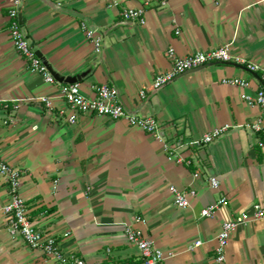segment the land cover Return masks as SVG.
I'll return each mask as SVG.
<instances>
[{
    "label": "crops",
    "instance_id": "1",
    "mask_svg": "<svg viewBox=\"0 0 264 264\" xmlns=\"http://www.w3.org/2000/svg\"><path fill=\"white\" fill-rule=\"evenodd\" d=\"M11 6L12 0H0V157L22 171L20 192L31 221L67 255L88 263L143 264L125 235L134 226L165 253L163 264H216L223 223L264 205V148L257 144L264 111L242 98L263 86L264 0H168L163 7L158 0L24 1L28 37L58 77L81 76L76 83L87 98L103 84L116 87L128 112L154 117L168 142L184 144L180 152L190 164L169 161L154 135L124 119L81 114L71 123L61 82L47 84L15 50ZM129 8H143L145 23L125 20ZM83 22L102 37L99 55ZM222 46L245 63L208 65L151 89L155 76L170 68L169 49L186 57ZM248 63L259 70L249 71ZM230 78L249 85L223 82ZM226 125L211 144L190 145ZM171 186L187 194V209L174 205ZM222 198L226 204L202 217ZM9 200L0 175V208ZM225 255V264H264V220L233 231ZM53 263L12 236L0 211V264Z\"/></svg>",
    "mask_w": 264,
    "mask_h": 264
},
{
    "label": "built area",
    "instance_id": "2",
    "mask_svg": "<svg viewBox=\"0 0 264 264\" xmlns=\"http://www.w3.org/2000/svg\"><path fill=\"white\" fill-rule=\"evenodd\" d=\"M161 7L167 5L168 0H158ZM23 0H12V6L9 8L7 18L9 21L8 32L10 40L13 43L15 50L24 58L29 70L38 73L47 84L55 85L57 83L54 76L50 73L48 67L44 64L41 58L37 55L33 46L29 43L28 37L25 34L23 25L20 22V6ZM145 10L139 9H125L122 16L127 21L145 23ZM81 28L86 38L91 42L94 52L100 54L102 52V37L95 29L90 28L85 22L81 24ZM180 34V31H177ZM168 58L170 59V68L164 73L155 76L151 89H160L179 76L195 71L212 64H228L232 62L245 63L240 59H236L230 52L228 46H222L207 51H195L186 57L177 56L174 49H169ZM247 68L251 72H257L259 67L253 63H248ZM263 86L259 88L256 95L251 97L247 94L242 95V98L250 104L257 105L264 111V74L261 76ZM225 84L247 88L248 82L244 79L230 78L223 81ZM61 96L66 100L72 114L69 116L71 123H76L81 114L104 116L112 120L124 119L129 126L142 130L148 134H152L161 143L166 152L169 161L177 164L188 163L184 155L180 152V148L184 145L171 144L162 135L160 124L154 117H140L127 111L124 105L119 100V91L116 87L109 84H103L96 89V95L93 98H87L82 95L80 91V83L74 84H58ZM144 97L145 91L141 92ZM40 100L51 106V100L46 97ZM230 129L228 125L214 129L206 133L202 139L192 141L190 145L204 146L209 145L225 132ZM253 130L259 132L261 130L259 124L253 125ZM260 148H264V138L257 141ZM0 175L8 184L10 191V200L7 204L0 208L4 215V222L9 228L10 233L14 237H21L26 245L31 249L41 250L54 263L53 264H100L88 263L83 258L69 256L60 248L57 240L46 233L40 226L35 225L30 217L29 210L26 205L20 190L22 185V171L11 166L2 157H0ZM210 184L213 188L219 187V181L216 178H211ZM171 193L173 195L174 205L179 209H187L189 202L187 194L179 191L176 187L171 186ZM192 195L195 193L192 191ZM227 203L226 198H222L219 202L205 207L201 215L202 217H212L216 210ZM250 220H264V205L255 204L252 213H242L235 218L225 221L222 225L218 236V248L216 250L215 262L216 264H225L226 262V248L229 244L230 235L239 226L247 224ZM125 235L128 243L136 245L141 252L143 264H163L165 260V253L156 247V245L148 238L144 237L142 232L134 226L125 227ZM201 245L200 241L194 244V247Z\"/></svg>",
    "mask_w": 264,
    "mask_h": 264
},
{
    "label": "water",
    "instance_id": "3",
    "mask_svg": "<svg viewBox=\"0 0 264 264\" xmlns=\"http://www.w3.org/2000/svg\"><path fill=\"white\" fill-rule=\"evenodd\" d=\"M24 1H25V0H23L21 6H20V8H19L21 12H22V9H23V6H24ZM20 22H21V24L23 25V28H24L22 14H20ZM24 31H25L26 36L28 37V33H27V31H26L25 28H24ZM28 40H29V43L33 46V43H32V41H31V39H30L29 37H28ZM33 48H34V50L36 51L37 55H38V56L41 58V60H42V55H41L40 51H38L34 46H33ZM42 61H43V60H42ZM43 62H44V61H43ZM44 64L48 67L50 73L54 76V78H55L56 80H58L59 82H61L62 84H74V83H76V82H78V81H80V80L82 79L81 76H77V77H74V78H72V79H64L63 77H58V75H56V73L54 72V69H53L51 66H49V65L46 64L45 62H44ZM63 82H64V83H63Z\"/></svg>",
    "mask_w": 264,
    "mask_h": 264
}]
</instances>
